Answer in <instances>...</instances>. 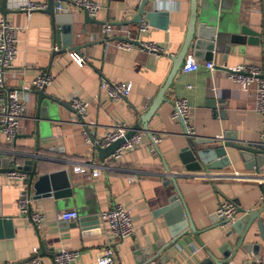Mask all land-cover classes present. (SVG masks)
<instances>
[{
	"label": "crops",
	"instance_id": "1",
	"mask_svg": "<svg viewBox=\"0 0 264 264\" xmlns=\"http://www.w3.org/2000/svg\"><path fill=\"white\" fill-rule=\"evenodd\" d=\"M26 1L48 2L5 0L6 11H0V18H5L16 28L17 38L12 68L4 73L3 82L8 88H18L28 85L41 72L48 73L51 81L43 89L53 102L54 114L47 118L40 111V118H36L38 89H34L27 94L26 115L14 143H6L0 133V156L8 159V167H13L14 163L23 167L24 160L29 158L35 161L30 184L26 180L20 186L8 177L7 172L0 171L1 215L11 220L3 225L0 264H22L33 255L34 248L43 264H54L52 255L58 249L78 252L79 256L72 264H96V256L108 241L106 230L98 217L83 222L79 218L98 215L115 204L130 210L133 226V234L115 246L117 264H136L134 248L144 245L145 240L157 249L153 253L154 259L147 260L146 264L159 261V264H202L207 250L220 258L222 244L234 247L239 235L236 232L227 235L229 227L221 223L216 208L222 201L232 200L245 211L260 209L264 206V182L253 180L254 169H246L236 151L230 148H227L229 166L217 171L186 172L178 158L180 149L186 145V137L182 124L171 114L174 100L184 97L189 105L194 136L215 140L221 135L224 141H233L229 138L234 137L236 142L244 145L264 144V119L255 109V86L251 85L246 93L229 80L227 71L221 68L222 65L256 64L264 74L260 49L245 46L242 52L227 55L225 59L222 54L215 53L211 60L195 57L201 64L212 61L217 67L208 70L202 65L187 73L179 69L165 91L166 100L148 121L150 133L160 136L161 140L152 145L148 137L143 146L126 152L119 160L112 161L108 157L101 161L93 143L83 138L85 129L70 105V97L75 94L88 103L83 121L96 142L117 124L131 128L138 123L140 115L148 109L164 84L171 69V57L182 47L189 0H176L171 8L165 0H149L146 4L142 20L149 28L139 35V39L160 44L163 53L158 56L138 49L123 51L114 45L113 41L125 36L126 31L131 36L136 34L138 23L133 19L139 6L137 0H97L102 7L90 23L84 21L81 10L56 13L70 15V23L66 20L55 22L43 10L28 14L21 9ZM60 1L69 3V0ZM198 3L199 8L212 7L223 20H243L250 27L264 22L262 0H198ZM148 11L156 12L151 20L146 19ZM105 23L113 25L107 36L109 45L102 32ZM65 25H71V33ZM68 40L76 49L68 50L71 47L68 46L64 52L56 53L55 47H64ZM72 53L83 56L85 63L77 65L72 60ZM101 78L111 82L130 81L132 90L126 98L112 101L99 87ZM15 158L17 161H13ZM77 168L84 170L76 172ZM93 169L99 170L100 174L92 176ZM179 171L193 174L176 178V183L197 239L189 229L170 243V231L177 223H169L156 211L169 205L177 194L171 176ZM221 173L223 176L217 177ZM68 187L73 189L70 196L54 195L55 191ZM22 188L29 190L30 210L45 216L39 228L19 213L17 199ZM69 209L78 212V220L58 221L57 214ZM259 221H262V229ZM263 232L264 211L252 222L243 241L257 246L249 251L238 249L225 264L249 261L264 264Z\"/></svg>",
	"mask_w": 264,
	"mask_h": 264
},
{
	"label": "built area",
	"instance_id": "2",
	"mask_svg": "<svg viewBox=\"0 0 264 264\" xmlns=\"http://www.w3.org/2000/svg\"><path fill=\"white\" fill-rule=\"evenodd\" d=\"M140 1L141 0H137L138 3H140ZM165 2L169 5V8L176 4V0H165ZM262 2L264 3V0H262ZM46 7V3L26 1L21 9L29 14L35 10L44 11ZM101 7L102 5L100 1L97 0H69L68 4L57 0L53 10L56 13L81 10L87 12L89 16L94 18ZM148 28L149 24L145 20H142L138 25L136 34L131 36L129 32L126 31L127 34L125 36L113 41L115 47L123 51L138 49L139 51L152 55H160L163 53V47L160 44L154 41H142L139 39V35L147 31ZM112 30L113 25L111 23H105L102 25V32L105 35L104 41L107 45H109L107 36ZM16 41V28L5 18H0V97L2 99V103L0 104V133L8 144H13L15 138L20 132L21 121L26 115L28 92L34 89H42L51 81V77L48 73L41 72L28 85H23L18 88H8L4 85V73L12 68V61L16 54ZM71 55L72 60L77 65L81 66L85 63V58L83 56L75 53H72ZM202 65L208 70H214L217 67L212 61H206L201 64L192 54H187L180 70L184 73L196 71ZM221 68L227 71L228 79L236 83L239 88L246 93L249 92L251 85L255 86V109L264 119V74L262 68L256 64H241L228 67L222 65ZM99 87L100 89L105 90L109 99L112 101H118L126 98L131 92L132 83L130 81L111 82L105 78H101ZM69 102L79 119L83 120L86 115L88 103L75 94L70 97ZM171 116L174 119H178L179 117L182 118L186 133L193 135V127L190 124L189 118V105L186 98L179 97L174 100ZM128 129L129 128L122 123L117 124L97 142L100 146H107L111 142L124 137ZM82 135L86 142H90V137L86 131H83ZM148 137L152 145H156L161 140V137L158 135L151 134L148 136L143 131H136L113 151L109 156L110 159L112 161L119 160L126 152L143 146L148 140ZM216 139L220 140L222 139V136L218 135ZM83 170L84 168L75 169L76 172H82ZM254 173L255 175H252L254 176L253 180L264 182V174L257 172ZM7 174L10 179L17 181L20 186L24 185L28 176L27 172L22 171L17 163H14L13 169L7 172ZM99 174L100 172L97 169L91 171L92 176H97ZM222 176L221 173L217 177L220 178ZM31 201L29 190L22 188L17 199L19 213L29 219L35 227L39 228L43 224L45 216L41 212H32L30 210ZM215 212L220 221H222L221 223L227 227H229L241 215L239 207L232 200L222 201L216 208ZM78 218L79 215L75 209L61 211L57 214V220L63 223L77 221ZM98 219L102 224V227L106 230L108 241L105 247L96 256L95 263L117 264L115 246L123 239L130 237L133 234L131 212L122 205L115 204L106 210L100 211L98 213ZM78 256L76 250L58 249L53 252L52 260L54 264H72ZM22 264H43V261L37 255V250L34 248L33 255ZM243 264L254 263L249 261Z\"/></svg>",
	"mask_w": 264,
	"mask_h": 264
},
{
	"label": "water",
	"instance_id": "3",
	"mask_svg": "<svg viewBox=\"0 0 264 264\" xmlns=\"http://www.w3.org/2000/svg\"><path fill=\"white\" fill-rule=\"evenodd\" d=\"M149 0H141L134 16L133 21L138 23L142 21L144 8ZM56 1L48 0L47 7L44 10L47 12L55 22L58 21H68L70 20V15H57L53 10ZM0 11H6L5 0L1 1ZM84 21L86 23L92 22L93 17L89 16L87 12H84ZM155 11H148L146 14V19L151 20V17L155 16ZM66 26V25H65ZM63 26V28H65ZM66 28L71 33V25H67ZM58 35V34H57ZM56 35L57 41L58 37ZM71 44L70 40L64 43V47L56 46L55 52H64V48L69 47L68 50L76 49L75 46ZM245 46H254L260 49L262 55V60H264V22L260 23L256 27H250L247 22L243 20H223L218 16L216 11L212 7L202 6L199 8L198 0H189V17L187 30L185 33V38L180 51L171 57L172 65L171 69L167 75V78L159 89L148 109L140 115V121L128 129L125 136L111 142L107 146H100L98 142L94 141L89 134L86 124L80 119L83 128L90 137V142L93 143V148L96 151L98 158L104 161L108 158L113 151L124 142L125 139L129 138L136 131H143L148 136L151 135L148 129V121L155 113L157 107L166 100L165 91L171 86L172 81L179 71L181 65L183 64L188 51L194 57L211 60L215 54H222L223 59L227 55L240 53L243 51ZM38 95L37 99V113L36 118H40V111L47 118L54 114L53 102L49 95L44 93V89H38L36 91ZM222 107V106H221ZM178 121L182 124L184 135L186 137V145L182 147L178 153V158L182 165V168L186 172H208L209 170H219L230 165V160L227 155V148L234 149L236 151V156L243 163L246 169H254L257 173H263L264 171V144L262 143H249L241 144L235 141L234 137L229 138L231 140L224 141L223 138L218 142L216 139H203L196 137L194 135H189L185 131V126L182 118H178ZM228 138V137H227ZM15 161V159L13 160ZM8 159L4 156H0V168L1 172H9L13 167H8ZM30 165H33L31 168ZM20 169L27 170V183L30 184L31 179L35 173V161L31 158L24 160L23 167L19 166ZM167 170L168 167L165 165ZM183 173L179 171L173 173L171 176V181L177 191V194L172 197L170 204L166 207L159 209L156 213H162L169 223L176 222L174 229L170 231L171 241L174 242L179 236L188 233L189 229L197 239L196 229L185 205L182 203L179 196V189L176 183V178L178 177H190L193 174ZM73 189L68 187L61 191H55V196H70ZM241 215L229 226L230 235L232 232H236L239 235L237 243L234 247H231L228 243H224L219 248L221 257H216L211 251L207 250V257L202 261V264H225L229 259H231L238 249L249 251L252 247L255 248L257 245H252L250 243H243L246 234L248 233L252 222L259 218L260 214L264 211V206L256 211L252 210H242L239 208ZM98 215H90V217L79 218L80 222H83L87 218L97 219ZM176 218V220H175ZM174 220V221H173ZM10 219L3 217L0 210V237L3 234V225L10 223ZM222 222V221H221ZM261 229L263 228L262 221L258 222ZM171 226V225H170ZM261 238L264 240V232L261 233ZM156 246L154 244H149L145 240L144 245H136L134 248V258L136 264H146L154 259L153 253L156 252ZM148 260V261H147ZM162 260V257L160 258ZM147 261V262H146ZM160 262V261H159ZM156 263V264H159ZM149 264V263H148ZM155 264V263H151Z\"/></svg>",
	"mask_w": 264,
	"mask_h": 264
},
{
	"label": "trees",
	"instance_id": "4",
	"mask_svg": "<svg viewBox=\"0 0 264 264\" xmlns=\"http://www.w3.org/2000/svg\"><path fill=\"white\" fill-rule=\"evenodd\" d=\"M15 161H17V158H15Z\"/></svg>",
	"mask_w": 264,
	"mask_h": 264
}]
</instances>
